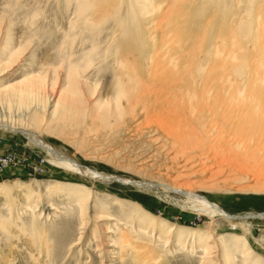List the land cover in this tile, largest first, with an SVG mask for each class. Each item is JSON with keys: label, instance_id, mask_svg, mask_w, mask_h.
I'll list each match as a JSON object with an SVG mask.
<instances>
[{"label": "rangeland", "instance_id": "obj_1", "mask_svg": "<svg viewBox=\"0 0 264 264\" xmlns=\"http://www.w3.org/2000/svg\"><path fill=\"white\" fill-rule=\"evenodd\" d=\"M251 1L226 0L221 7L229 20L236 22L250 18ZM113 3L112 9L116 8L112 10L109 4L111 11L104 7L106 12L92 1L84 8V0H0V116L11 117L6 125L22 131L28 124L30 133L87 170L139 183L181 184L232 220L181 210L154 193L123 182L86 179L49 163L46 153L22 134L0 128V153L13 154L15 159L6 168L0 165V264H145L144 258L148 264H264V161L245 167L225 165L209 157L171 160L167 150L157 146L162 143L137 141L134 130L86 132V117L82 126L62 123L59 134L55 133L59 130L56 125L45 124V128L40 120L37 126L26 116L17 122V115L29 114L28 109L35 111L37 106L43 114L49 113L53 100L62 91L66 96L63 93L68 94L73 82H78L86 113L90 105L113 99L115 79L108 70L113 67L119 33L135 24V0ZM259 7L261 4L257 11ZM70 72L76 78H69ZM28 80L37 82L36 89L41 87L42 95L38 93L37 100L34 96L24 100L4 96L5 91ZM157 147L161 149L155 150ZM185 159L192 167L182 174L179 167ZM179 173L189 177L176 179ZM82 196L92 207L83 232L76 201ZM37 202L44 203L47 211H41ZM119 202L122 208L116 204ZM135 205L163 227L172 226L175 234L180 228V242L166 236L170 241L166 245V241L150 238L137 227L134 232L131 223H135ZM94 214L109 216L113 221L97 222L92 219ZM103 223H107L105 227L111 233L107 236L116 248L110 249L112 257L107 256L105 261L96 250L100 243L92 236L95 230L98 237L104 235ZM81 233L84 235L79 243ZM147 242H153L152 249L145 253ZM206 243L211 249L209 260L202 249Z\"/></svg>", "mask_w": 264, "mask_h": 264}, {"label": "bare ground", "instance_id": "obj_2", "mask_svg": "<svg viewBox=\"0 0 264 264\" xmlns=\"http://www.w3.org/2000/svg\"><path fill=\"white\" fill-rule=\"evenodd\" d=\"M89 1L98 6L100 11L108 9V12L113 7L111 4H114V0H84V8H87ZM224 1L226 2L135 0V8H132L135 24L130 28L126 26L127 29L119 33L113 67L108 70L109 74H114L115 79L112 85L113 99L110 98L104 103H91L86 113L78 82H70L72 84L68 94L61 95L63 91H60L59 97L53 100L54 105L49 113L43 114L42 108L39 111L37 106L35 111L28 109L31 110L29 114L25 112V115H17V122H21L20 117L23 119L26 116L30 117V120L27 118L30 123L35 124L40 120L44 125L54 124L59 129L64 122L79 126L87 118L86 132L94 133L93 129H103L105 132L108 129L112 134V131L121 128H126L128 132L134 130L137 141L150 140L148 145L162 143L157 146L166 149L171 160L181 157H209L215 161L218 159L225 165L244 164L245 167L264 161V0H252V11L248 14L250 18L245 17L236 22L229 20L225 9L221 7ZM260 4L261 8L257 11L256 7ZM107 14L109 17V13ZM105 18L107 17L103 19ZM74 72L76 75L75 70ZM69 76L71 78L73 73ZM32 81L28 80L5 91L4 96L22 98L21 100L34 96L36 99L38 93L42 95L39 92L41 87L36 89L37 82ZM8 120L11 121V117L9 119L0 116L2 130L22 134L31 144L46 153L49 163L61 169L93 181L123 182L154 193L181 210L189 209L197 215L212 219L219 216L232 220L219 207L205 198L197 197L191 189L181 184L170 187L165 184L139 183L87 170L73 158L55 150L30 133L32 130L27 128L28 124L24 125L26 128L22 131L20 127H10L11 124L7 126ZM51 128L53 130V126ZM60 131L59 129L55 133L59 134ZM158 148L155 150L161 149ZM183 162L185 164L179 167L182 174L192 167L186 165V159ZM182 174L179 173L176 179L186 180L189 177ZM170 194L182 196L185 200H176ZM76 201L80 207V229L83 232L87 229V215L92 207L89 206L86 196ZM41 203H36L38 208L47 211V206ZM119 203L116 204L122 208L123 205ZM132 212L135 214V223L131 221V224L135 227L131 229L138 228V231H144L150 238L166 241V245L170 242L165 239L166 236H172L175 243L180 242V228L176 230V234L172 226L167 229L164 225L165 229L163 223L156 221L139 205ZM92 219L97 222L113 221L109 216L98 214H94ZM117 223L116 221V225ZM106 225L107 223H103L102 237L97 236V230L92 234L93 239L97 240L95 242L100 243H97L96 250L103 261L107 256L108 259L112 257L110 249H116L114 243L109 241L107 235L111 233ZM84 233L79 235L78 242L82 241L81 235ZM152 243L147 242L145 253L151 251ZM202 249L205 250V258L211 259V249L207 243ZM143 261L148 264L145 258Z\"/></svg>", "mask_w": 264, "mask_h": 264}, {"label": "built area", "instance_id": "obj_3", "mask_svg": "<svg viewBox=\"0 0 264 264\" xmlns=\"http://www.w3.org/2000/svg\"><path fill=\"white\" fill-rule=\"evenodd\" d=\"M14 155L13 154H3L0 153V165L3 166V168H6L9 166L11 163L14 162Z\"/></svg>", "mask_w": 264, "mask_h": 264}]
</instances>
